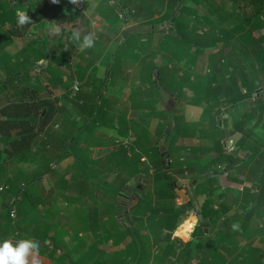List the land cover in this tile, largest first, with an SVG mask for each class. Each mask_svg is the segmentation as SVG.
<instances>
[{
	"label": "trees",
	"instance_id": "trees-1",
	"mask_svg": "<svg viewBox=\"0 0 264 264\" xmlns=\"http://www.w3.org/2000/svg\"><path fill=\"white\" fill-rule=\"evenodd\" d=\"M3 1L0 27L7 24L19 27V6L13 0ZM187 1L118 0L112 4L111 0H100L95 11L108 24L107 30L95 35V46L81 53V62L73 75L82 79L89 72V79L93 78L94 65L104 57L110 43L116 41L111 73L106 82L100 80L98 86L92 85L90 93L80 90L70 97L71 85L67 86L63 99L43 98L41 92L52 85L63 87L67 83L63 79L65 74L73 80L70 60L77 44L69 40L50 49L48 42H43L40 44L45 45V50H41L38 41L30 40L14 58L4 49L12 42L11 29L0 30V70L3 72L0 94L13 92L12 100L1 108L6 119L0 120V186L16 189L13 201L10 200L5 213L0 215V242L7 238H31L40 243L41 256L56 264H104L107 253L100 247L103 241L96 233V221L105 214L110 222L106 233L114 237L116 244L119 238L131 236L138 245V259L132 264H147L150 260L138 234L148 229H152V233L166 229L169 237L175 232L187 236L189 223L192 238L186 245L191 244V264H264V225H260L264 220V0H191L190 4ZM39 2L41 7L27 9L32 22L25 26L46 17L48 1ZM229 3L231 9L226 5ZM119 4L137 10L133 17L144 19L142 25H149L147 32L130 34L126 31L122 35L126 20L119 15ZM51 5L60 7L63 12L59 15L63 20H76L80 16L69 0L51 2ZM200 5L207 8L206 15H198ZM247 7L251 9L246 11ZM216 17L223 25L228 24V28L218 27ZM167 20L173 22V26L155 39L159 24ZM204 28L207 31H203ZM258 30L263 31L260 36L256 34ZM177 49V57L187 60L186 55L190 54L188 61L196 66L207 56L205 72L192 80L194 71L191 75L184 72V76L179 77V69L170 70L174 66H171L173 60L169 53ZM159 55L164 58L161 64L156 62ZM124 59L140 63L139 87L132 89L127 101L119 96L112 98L105 91V86L118 83ZM37 69L39 72H35ZM143 86L145 90L141 89ZM187 89L191 90V97L186 95ZM165 95L194 106L204 105L199 124L207 126L200 129L189 126L182 113L180 125L171 126L164 114H175L176 120L177 115L176 110L166 108ZM60 101H63L61 105ZM222 113L230 114L231 128ZM155 116L162 120L155 134L160 140L165 138L166 151L157 142L147 143L146 133ZM108 122L111 124H106ZM103 124L108 132L130 139L127 143L118 141V148L95 158L97 147L109 148L116 144L114 137L108 142L102 141L100 127ZM45 127L57 140V146L37 139ZM256 130L262 136L257 135ZM196 137L202 142L209 139L212 145L181 143V140ZM229 141L237 150L229 149ZM241 152H250L248 157L243 156V162L252 164L256 180H249H255L258 189H234L233 183L242 184L244 180L224 176L236 165L234 155ZM206 153L213 155L207 157ZM8 154H15L18 163L31 164L33 172L29 174L21 168L10 172L6 166ZM66 159L71 162L60 170L59 166ZM219 167H224V171ZM176 175H191L192 200L182 206L176 203ZM44 176L51 178L49 188L43 185ZM136 178H142L145 184L137 183ZM21 189H24L22 194ZM37 189L44 190L38 192ZM99 189L103 191L97 195ZM88 195L96 203H91L86 216L79 215L88 220L87 226H80L85 233L92 231L95 239L87 251H81L79 239L68 249L65 233L51 213L59 212L55 206L60 199L61 203L71 205L82 202L83 197L90 199ZM122 196L134 198L128 210L118 202ZM107 198L110 199L107 208L99 210ZM201 199L202 204L192 209L193 203ZM16 202L17 216L13 218L11 212ZM40 205H46L49 210L43 212ZM190 208L192 212L186 215ZM237 223L239 229L233 230L232 225ZM247 234L259 237L261 245L251 242L242 247L240 239L248 237ZM64 247L67 249L61 254Z\"/></svg>",
	"mask_w": 264,
	"mask_h": 264
},
{
	"label": "crops",
	"instance_id": "crops-1",
	"mask_svg": "<svg viewBox=\"0 0 264 264\" xmlns=\"http://www.w3.org/2000/svg\"><path fill=\"white\" fill-rule=\"evenodd\" d=\"M0 1H3V0H0ZM13 1H14L13 3L19 6L20 13L26 14L27 9L41 7V2H39L40 0H13ZM47 1H48V4L46 6L47 14H46V17L42 21L34 23L31 26L23 25V26L12 28V27H9V25L7 24L5 27H0V30L9 31L11 29L12 31V42L11 44H8L4 48L5 51L10 53L12 57L15 58V56L24 48L26 43L30 40L38 41L39 42L38 44L40 45L39 49L45 50V45L43 44L41 45L40 43L48 42L47 47L51 49V47L57 43L62 44L69 40H72L71 39L72 33L77 30L81 33V37H83V35H85V33L87 32H93L95 35H97L98 33H102L105 30H107L108 24L106 23L104 19L100 18V16L95 11V6L100 0L87 1L85 3V12L80 13V16L76 20H71V21L68 19L63 20L62 17H60L59 15V14H62L63 12L61 11L60 7L56 5L52 6L51 5L52 0H47ZM116 2H118V0H111L112 4ZM37 3L38 5H36ZM120 7H122L121 4H119L118 6V11ZM199 7H201V9L199 8L200 14H201L202 9H203V12L207 11L206 7L204 6H199ZM130 9H134V8H130ZM250 9L251 7H247L246 11ZM135 11L136 13L129 16L128 21L124 22L123 27H122V32H123L122 35H124L126 31H129L128 33L130 34L140 32V31H144L143 33L147 32V27H144L146 25H142L143 24L142 21H144V19L134 18L135 15L137 14V10ZM155 16H158V14H156ZM158 29H159V33L158 32L155 33V39L157 40L159 39L160 34H162L163 32V30H161L159 27ZM256 34L258 35L257 32ZM143 39H146V38L144 37ZM115 47H116V41L111 42L109 45V49L107 50L104 57L101 58L94 65L96 72L93 78L90 77L89 79L90 73L88 72L86 77L81 79L78 77V75H75V74L73 75L74 72L76 73L78 69L77 67L79 66V63L81 62L80 55L82 51L79 50L78 44H77L76 53L73 55L72 59L70 60V65L72 66L71 72L70 70H67L68 72L72 73V75L74 76L73 80L69 78L67 74L63 76V79L65 81L79 80L82 83L81 85L82 91L84 93H90L93 90L92 85L95 86L97 82L100 80H105V82L107 81L106 78L111 73L110 66L113 64L112 53ZM178 52L179 51L177 49V50H174L173 53H169V57L173 60L171 66H173L174 62H178L179 63L178 68H180L181 65H185V63H188L187 73L191 75V62L188 61V59L191 57L190 54L186 55V58H187L186 60V59H181L177 57L176 54ZM206 57L207 56H205L204 59L200 61V63L198 64L199 67H204L206 65L205 63L207 62ZM174 58L177 60H175ZM163 61H164V58L162 56L159 55L156 57L157 63L161 64L163 63ZM192 68L194 70L196 69V66L193 65ZM35 72H39V70L37 69ZM1 73L3 74V72L0 70V78L2 79ZM203 73H200V75ZM184 74H185L184 70L179 69V76L183 77ZM118 75H119V78H118L119 81H117L118 82L117 84H115L114 86H105L106 94L110 95L112 98L116 96L123 97L124 100L127 101L132 94V89L139 87L138 85L140 82H139L138 77L140 75V63L136 62L133 64L127 59H124L123 65L120 68ZM194 78L195 77H192V80ZM91 82H94V83H91ZM72 84L73 82L71 83L70 88L72 87ZM141 89L145 90L146 86L141 87ZM67 90L68 89H60V88H55V86H49V90L41 92V97L51 98V99L58 97V98L63 99L64 95L67 94L66 93ZM12 94H13L12 91L2 92L0 94V120L6 119L5 116L1 114V108L6 106L10 102V100H12L11 99ZM191 94H192L191 90L187 89L186 95L191 97ZM168 96L172 97V95H165V98H167ZM172 98H174L172 100H173V103L175 104V102H177V99L174 96ZM62 102L63 101H60L59 104L61 105ZM185 103L187 104V107L184 108L183 111L181 112L184 115L186 123H188L189 125L194 124V123H199L201 121V116H202L204 105L194 106V105L188 104L186 101ZM222 114H224V117L222 116V118L228 120V124H227L228 128H231L232 118L230 114L228 113H222ZM128 118L130 120L131 115L128 116ZM78 119L80 118L78 117ZM160 123H162L161 118L159 116H155L151 120L150 129H152V131L155 133ZM46 127L45 129L40 131L37 139L44 140L46 141V143L52 144L53 147L57 146V140L53 139L47 133ZM110 133H111L109 134L110 139L112 137L116 138L115 146L110 145L109 148L97 147L95 149L96 150L95 158H100L102 155H105L107 152L118 148L117 142L120 140H123L125 143L129 142L130 137H122L117 134H114L113 132H110ZM256 133L257 135H261V133L258 130H256ZM131 135L132 133L130 134V136ZM104 142H108V141H104ZM181 143L187 146L197 145V144H202V143H205L206 146L212 145L211 140L206 139L202 142L199 137L192 138V140L190 139L185 140V141L181 140ZM229 144L231 145L230 141H229ZM225 145L226 144H224V146ZM127 147L129 148V145H127ZM229 149L231 151H235L237 150V147L231 145ZM207 154L208 153H206L205 155ZM210 155H213V153L208 154L207 157H209ZM249 155H250V152L246 154H243L242 152L235 154L234 155L235 160H236L235 167H232L231 169L227 170L224 173L225 177H234V178L239 177L244 180L242 184L233 183L231 187H233L234 189H258L256 182H254L256 180L255 178L256 172L252 171V164L245 165V163L243 162V156L248 157ZM8 156L9 158H8L6 166L7 168H9L10 172L11 171L16 172L20 168L25 170V172L29 174L33 172V166L31 164L18 163L15 159V154H8ZM142 161L143 162L146 161V158L143 157ZM70 162H71L70 159L64 160L63 165L59 166L60 170L66 167ZM224 169H220V170L224 171ZM10 175L12 176L11 173ZM176 177L180 178L181 180H188L190 181V183H192L191 178H190L191 175L189 176L176 175ZM46 178H49L51 182V178L49 176H44V179ZM67 178H69V176H67ZM249 179H255V180L251 181ZM42 181L44 184V180ZM23 184L24 182L21 183V186ZM3 187L4 185L0 186V215L5 213V206L10 202V200L13 201L12 195L13 193H15V190H16V189H3ZM191 188L192 186L189 187L187 191H184V194L186 195L185 197H188L190 195ZM23 190L24 189H21L20 194H22ZM42 190L44 189H37L38 192ZM45 190H48V189H45ZM99 191H103V190L99 189L96 193L97 195L100 194ZM118 202L123 204L124 207H127V210L131 207V204H132V203L129 204L127 196L120 197ZM202 202L203 200L201 199L199 201V206L202 204ZM109 203H110V199L107 198V201L106 202L104 201V204H101L98 207V209L99 210L104 209V206L105 207L108 206ZM16 205H17V202L13 206V209L15 210V216L14 217L12 216L13 218H16L17 216V209H16L17 206ZM81 206L83 207V204L74 203L73 205H69V204H63L59 202L57 203V206H55V210H58L59 212L56 215L51 213V217L53 218L55 222L56 221L59 222V225L62 226V229L65 233L64 241L67 243L68 249L73 248V246L78 242V239H79L82 243V245H80L82 246L81 251H87L90 244L93 243L95 237L92 231H88L85 233L84 230L82 229L83 226L82 227L80 226L77 228L74 227L78 224L77 218L74 217L75 216L74 212L76 211L77 208H80ZM39 208L43 212H47V210H49L46 205H40ZM233 209L229 212V215L233 213ZM108 218L109 217L104 214L103 217H97V221H96V224H98L96 228V233L100 235V239L103 241L100 247H102L103 249H106V253H107L105 256L106 263L104 264H132L133 261L135 262L138 259V254H139L138 245L135 244V242H133V237L131 236H128L127 238H124V239L119 238L118 243L116 244L114 237L106 233V231L110 229V225H109L110 222ZM188 227H189L188 228L189 232L187 236H183L175 232L171 237H169L168 230L166 229L155 230L156 231V234L154 236L155 239L151 232L152 229H148L146 233L138 234L137 237L140 239H143L145 255L150 256V260L147 262V264H191V244L186 245V243H191V238H192L191 237V223L188 224ZM251 242H253L256 246L261 245V243L259 242V237H255V238L250 237L248 238L247 241H245L244 239H240V244L242 247L246 246L248 243H251ZM171 244L173 245L172 248H177V249L173 250L171 246H168ZM165 245L168 247H166ZM66 249L67 248L64 247L60 253L63 254V252H65ZM41 257H42L41 264H56L53 261H50L43 256Z\"/></svg>",
	"mask_w": 264,
	"mask_h": 264
},
{
	"label": "rangeland",
	"instance_id": "rangeland-1",
	"mask_svg": "<svg viewBox=\"0 0 264 264\" xmlns=\"http://www.w3.org/2000/svg\"><path fill=\"white\" fill-rule=\"evenodd\" d=\"M160 1V0H159ZM222 0H220V2H221ZM1 2L3 3L4 1H0V4H1ZM156 2V1H155ZM189 4H190V2H191V0L189 1H187ZM227 5V7L229 8V9H231L230 7H231V4L229 3V4H226ZM200 6H202V5H200ZM200 9H201V7H199ZM208 11V10H207ZM202 12H203V9H202V11H201V14H200V10H199V16H201L202 15ZM204 13V12H203ZM206 15V14H205ZM141 18H143V17H141ZM199 18V17H198ZM216 19H217V23H219L218 24V27H223L224 26V28H228L227 26H228V24H227V26L226 25H223V22L222 21H220L217 17H216ZM0 23H1V21H0ZM172 23L173 22H171V21H166L165 23H160L159 24V28L161 29V30H163V32H162V34H164V33H166V32H168V30H169V28H167V29H162L161 27H171V25H172ZM220 23H222V24H220ZM153 25V24H152ZM223 25V26H222ZM144 27H149V25H146V26H144ZM223 28V29H224ZM164 30H167V31H164ZM203 31H207V28H204L203 29ZM264 31V30H263ZM263 31H261L262 33H263ZM200 32H202V31H200ZM261 33V34H262ZM260 34V35H261ZM260 35H258V36H260ZM197 50L199 49V47H195ZM194 51H195V49H194ZM175 59V58H174ZM175 60H177V59H175ZM178 62H174L173 63V66H174V68H172L171 67V69L170 70H172L173 69V71L175 70V72H176V70L177 69H182V70H184V72L186 73V74H188L187 73V69H188V63H185V65H181L180 66V68H178ZM192 63H191V71H194L195 72V74L194 75H192L191 76V78L192 77H196V76H199L200 75V73H203L204 72V67H199V66H196V69H194L193 70V68H192ZM191 74H192V72H191ZM180 77V76H179ZM258 77V76H257ZM0 80H1V78H0ZM166 80H167V78H166ZM53 82V81H52ZM51 82V83H52ZM73 82V81H72ZM71 81H67V83H64V86L63 87H59L60 89H67V86H69V85H71V83H72ZM44 83H46V82H44V81H42V84H44ZM52 86H54V85H52ZM82 90V89H81ZM70 91H71V97L73 96V93H72V89L70 88ZM66 93H67V91H66ZM192 93V92H191ZM263 95H264V93H263ZM75 96V95H74ZM173 97V96H172ZM171 96H168L167 98H166V104H167V106H166V108L168 109V110H170V111H175L176 110V115H177V120L176 119H174L173 118V115H175V114H164V115H166V117H167V119L168 120H170V124H171V126H177V125H180L179 124V120H180V116H181V114L180 113H182L181 111H183V109L184 108H186L187 107V104L185 103V101L184 100H182V99H180V100H178L177 102H175V104L173 103V100L172 99H174V98H172ZM171 99V100H170ZM193 98H191V100H192ZM171 101V102H170ZM180 115V116H179ZM222 116L224 117V114H222ZM106 124H111V123H106ZM106 125H102L101 127H100V130L101 131H103V132H101V135H102V137H101V139H102V141H110L111 139L109 138V134H111L110 132H108V130H106L104 127H105ZM189 126H191V127H196L197 129L199 128H201L202 126H207V124H205V123H203V124H199V123H194V124H191V125H189ZM191 127H188V128H191ZM106 130V131H105ZM147 134H148V142L147 143H150V144H152V143H154V142H157V143H159L160 144V146H161V148H162V150L163 151H166V148H167V142H166V140H165V138L163 137L161 140H160V137H157V135L152 131V129H150V128H148V133H146V138H147ZM172 141V139H170L169 140V144H170V142ZM95 152H96V150H95ZM94 155H95V153H94ZM173 155H174V152H173ZM175 156V155H174ZM60 169V168H59ZM68 179V178H67ZM42 180H44V184L43 185H45L46 186V188H49L50 187V180H49V178H46V179H44V177L42 178ZM136 181H137V183H143V184H145L144 183V180L142 179V178H136L135 179ZM176 183H177V187H176V189H177V198H176V203H177V205L178 206H182L184 203H188L189 201H191V195H189L188 197H185L186 195L184 194V191H187L188 190V188L189 187H191V183H190V181H188V180H181L180 178H176ZM43 182V181H42ZM132 183H134V180H132ZM146 189H149V188H147V186H146ZM146 191V190H145ZM125 193V192H124ZM125 194H127V193H125ZM191 194V193H190ZM109 196H110V194H109ZM88 197H91L90 199H88L87 197H83L82 199H81V201L83 202H79L78 201V203L79 204H83V208H82V210H81V212H80V209L79 208H77L76 209V211L74 212V214H75V216L74 217H76L77 218V221H78V224L76 225V226H74L75 228H77V227H80V225L82 224V226H87V224H88V220H87V218H84V219H81L80 217H79V215L82 213L83 215H87L89 212H90V206L91 205H93V204H91L92 202H94V204L96 203L95 202V200H94V198L92 197V196H89L88 195ZM61 200L62 199H60V202H61ZM128 201H129V204H131L133 201H134V198L133 197H131L130 198V196L128 197ZM63 202V204H68L67 202H64V201H62ZM71 204V203H70ZM71 205H73V203L71 204ZM199 206V202H197V203H193V208L192 209H197V207ZM82 207V206H81ZM80 207V208H81ZM123 209H124V207H123ZM191 208L190 209H188L187 211H186V215H189L192 211ZM123 212H125V211H122V213ZM124 214V213H123ZM264 225V220H261V223H260V225ZM60 227H62V226H60ZM156 228V225H155V227L153 228V229H155ZM155 234H156V231H154L153 233H152V235H153V237L155 236ZM253 235V234H252ZM252 235L251 234H247L246 236H248V237H246L244 240L245 241H247L248 240V238H250V237H252ZM133 236H135L136 237V234L135 235H133ZM154 239H155V237H154ZM240 239V238H239Z\"/></svg>",
	"mask_w": 264,
	"mask_h": 264
},
{
	"label": "clouds",
	"instance_id": "clouds-1",
	"mask_svg": "<svg viewBox=\"0 0 264 264\" xmlns=\"http://www.w3.org/2000/svg\"><path fill=\"white\" fill-rule=\"evenodd\" d=\"M59 3V0H52ZM75 6L81 4V0H69ZM32 22L31 17L25 13L18 14V24L23 26ZM71 39L78 44L80 51L93 48L95 46V34L88 32L81 37L77 30L72 33ZM240 225L233 224V230H238ZM41 245L31 238L12 239L7 238L0 242V264H41Z\"/></svg>",
	"mask_w": 264,
	"mask_h": 264
},
{
	"label": "built area",
	"instance_id": "built-area-1",
	"mask_svg": "<svg viewBox=\"0 0 264 264\" xmlns=\"http://www.w3.org/2000/svg\"><path fill=\"white\" fill-rule=\"evenodd\" d=\"M87 1H93V0H81V4L79 6H75L78 12H80V13L85 12V3ZM134 13H136V11L134 9H130L128 7H120V9H119L120 17L125 19L126 21H128V19H129L128 17ZM161 28L167 29L170 27H161ZM81 85H82V83L79 80H75V82L73 83V85L71 87L73 96L76 95L81 90ZM219 168L224 169V167H219ZM11 215L13 217L15 216V210L14 209L12 210Z\"/></svg>",
	"mask_w": 264,
	"mask_h": 264
},
{
	"label": "water",
	"instance_id": "water-1",
	"mask_svg": "<svg viewBox=\"0 0 264 264\" xmlns=\"http://www.w3.org/2000/svg\"><path fill=\"white\" fill-rule=\"evenodd\" d=\"M257 33H258V35H260L262 32H261V30H258ZM204 226H205L206 228H208V225H207L206 223L204 224Z\"/></svg>",
	"mask_w": 264,
	"mask_h": 264
}]
</instances>
